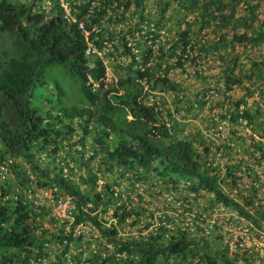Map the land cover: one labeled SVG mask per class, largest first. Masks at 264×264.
Wrapping results in <instances>:
<instances>
[{"label":"rangeland","instance_id":"obj_1","mask_svg":"<svg viewBox=\"0 0 264 264\" xmlns=\"http://www.w3.org/2000/svg\"><path fill=\"white\" fill-rule=\"evenodd\" d=\"M130 1L124 10V5L116 7L118 0H93L106 11L93 38L85 34L86 45L98 50L103 40L108 51L84 55L104 65L100 90L118 88L120 78L148 70L149 74L135 80L140 100L153 107L159 124L171 129V138L191 140L200 164L215 177L218 189L248 210L259 225L216 200L213 191L192 190L184 181L172 185L138 164L109 168L103 153L94 148L93 132L81 141V127L72 121L75 129L57 142V150L52 145L35 146L32 158L11 156L8 172L0 177V205L6 206L8 215L3 229L10 228L21 202L27 219L20 228L32 241L28 249L5 250L12 254L6 264H145L135 249L130 254L120 252L119 243L155 239L165 244L173 234L181 233L199 246L184 258L168 259L175 264H209L204 254L215 256L221 251L237 264H264V39L257 44L231 42L234 33L254 36L264 30V0H221L227 5L220 11L215 9V0H196L192 9L184 6L188 0H168L165 11L163 0H140L136 10L135 0ZM187 28L192 47L183 49L179 34ZM130 38L137 51L129 54L124 42ZM9 43L3 36L0 49ZM227 65L233 67L230 76L238 83L225 81ZM49 74L60 84L65 105L88 103L80 80L65 68L52 66ZM161 77L175 88L155 83ZM90 87L93 91L98 85L90 83ZM236 109L249 110L252 121H232ZM8 156L0 142V162ZM57 175L79 192L81 208L75 195L57 184ZM53 184L58 196L71 198L74 207L69 219L52 217V203L46 197L44 205H34L27 197ZM167 196L172 200L168 202ZM79 210L102 227L114 226V241L90 219L75 224ZM158 262L165 260L161 257Z\"/></svg>","mask_w":264,"mask_h":264},{"label":"trees","instance_id":"obj_2","mask_svg":"<svg viewBox=\"0 0 264 264\" xmlns=\"http://www.w3.org/2000/svg\"><path fill=\"white\" fill-rule=\"evenodd\" d=\"M215 1L218 3L215 6L218 11L227 5L224 1ZM79 3L76 5L71 2V12L79 18L82 15L91 17L89 22L85 20L86 29L90 31L93 25L99 24L106 9L98 6V2L95 5L93 0H80ZM130 3V0H118L116 7L124 5L123 9L126 10ZM195 3L196 0H188L184 6L192 9ZM92 4L95 6L91 7ZM161 4L164 5L162 11H165L168 0H163ZM135 5V10L140 8V0H135ZM36 6L37 0H31L30 3L0 0V38L5 36L10 40L6 49H0V142L5 153L29 159L33 156L32 147L35 146L42 148L52 145L57 150V142L68 131L75 129L71 123L76 121L81 127V141L93 132L94 148L103 153V161L109 168L114 165L128 168L138 164L145 171L155 173L172 185L184 181L190 184L192 190L201 187L213 191L216 200L235 208L245 219L259 225L248 210L218 189L215 177L200 164V155L195 152L191 140L171 138V129L159 124L153 107L140 100L135 80L149 74L148 70H136L134 77L126 75L120 78L118 88L100 90L104 65L101 60H91L84 55L86 39L76 24L66 23L56 3H52L48 15L36 11ZM250 10H253V6ZM189 33L187 28L179 34L183 49L188 45L192 47L187 40ZM89 38H93V32L89 33ZM262 39L264 30L254 36H247L243 32L234 33L231 42L257 44ZM124 47L130 54L131 49L125 42ZM52 66H61L80 80L87 104L63 103L60 84L56 80L52 81L49 74ZM232 69L229 65L225 68L224 78L229 85L239 81L230 76ZM88 78L98 82L95 91L91 90ZM154 81L175 88V84H170L168 78L161 77ZM230 118L232 121H252L253 115L247 109H236ZM254 146L260 148L255 141ZM54 179L58 185L66 187L75 195L74 199L81 208L83 200L74 186L65 181L63 176L57 175ZM83 197L89 200L88 195ZM25 208V204H17L15 211L19 214L7 230L3 229V223L8 219L6 206L0 205V264L8 263L12 257V254H5V250L28 249L32 244L29 234L20 228L27 219ZM83 219H90L111 242L114 241L117 233L114 226L102 227L96 219L79 210L74 223ZM198 246L197 241L181 233L173 234L165 244L155 239L134 244L120 242L118 250L130 254L135 249L145 264H160L158 259L161 257L165 260L163 264H175L168 259L178 256L184 258L192 252V248ZM204 257L209 264H237L223 251L216 252L215 256L204 254Z\"/></svg>","mask_w":264,"mask_h":264},{"label":"built area","instance_id":"obj_3","mask_svg":"<svg viewBox=\"0 0 264 264\" xmlns=\"http://www.w3.org/2000/svg\"><path fill=\"white\" fill-rule=\"evenodd\" d=\"M73 0H37V6L38 12H42L44 14H47L50 12L52 8V3H56L59 8L62 10V17L67 23H76L77 27L80 31H84V18L87 17V15H82V17L77 18L76 15H73L70 9V4ZM95 5L92 4L91 7H94ZM90 7V8H91ZM87 33V32H86ZM127 46L133 51L136 52L137 49L135 48V41L133 38H130L126 42ZM108 51V47L106 45L102 46L100 49L96 50L92 46L88 45L85 49V54L90 55L93 53L102 54ZM89 83L94 86L98 85V82L92 81L91 78H89ZM95 90V88H93ZM12 158L11 156H8L6 160H3L0 162V177H4V175L8 172L9 165L12 164ZM28 176L33 178V175H31L30 172H28ZM57 185L53 184L52 188H49L47 186H43L40 188H37V192L35 193H28L27 197L30 202H32L34 205H44L46 200L45 197L48 199L49 202L52 203L51 205V216L54 218H60V219H69L72 215V209L74 207L71 198L69 195L66 196H58L57 194ZM53 192V194H52ZM56 192V195L54 194ZM166 200L169 202L172 200L171 196H167Z\"/></svg>","mask_w":264,"mask_h":264},{"label":"clouds","instance_id":"obj_4","mask_svg":"<svg viewBox=\"0 0 264 264\" xmlns=\"http://www.w3.org/2000/svg\"><path fill=\"white\" fill-rule=\"evenodd\" d=\"M78 4H79V2H78ZM37 9V8H36ZM36 11H38V9L36 10ZM73 15H75V13H72ZM77 17V16H76ZM87 17H88V15H87ZM87 17H85L84 18V31H80L79 29H78V27H77V24L76 23H74V24H76V27H77V29L85 36V39H86V41H88V37L85 35V34H87V35H89V33L90 32H93L97 27H96V25H93V27H92V29L89 31V30H87L86 29V22H85V19L87 18ZM77 18H79V17H77ZM67 23V22H66ZM67 24H72V23H67ZM87 32V33H86ZM95 37H97L96 35H95ZM103 43V45L102 46H104V41L102 42ZM88 46V45H87ZM101 46V47H102ZM100 47V48H101ZM99 48V49H100ZM86 49V48H85ZM84 53H85V50H84ZM93 91H95V90H93Z\"/></svg>","mask_w":264,"mask_h":264}]
</instances>
